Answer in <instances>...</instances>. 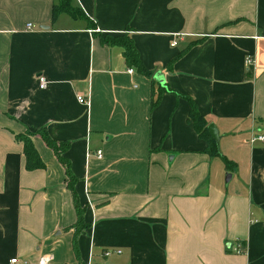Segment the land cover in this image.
<instances>
[{
    "label": "crops",
    "instance_id": "1",
    "mask_svg": "<svg viewBox=\"0 0 264 264\" xmlns=\"http://www.w3.org/2000/svg\"><path fill=\"white\" fill-rule=\"evenodd\" d=\"M56 2L0 0V264H264V147L247 143L264 132V0H69L85 19L51 18ZM123 34L148 77L98 38ZM161 88L178 95L151 108ZM182 96L229 168L206 154ZM17 134L42 168H25ZM41 134L75 180L79 233Z\"/></svg>",
    "mask_w": 264,
    "mask_h": 264
},
{
    "label": "trees",
    "instance_id": "2",
    "mask_svg": "<svg viewBox=\"0 0 264 264\" xmlns=\"http://www.w3.org/2000/svg\"><path fill=\"white\" fill-rule=\"evenodd\" d=\"M64 12L68 14L69 16L73 18H81L85 19V16L80 12V10L72 7L70 5L69 0H57L56 4L52 6L51 9V18H54L58 13ZM99 41L107 46H117L121 48L122 50V57L125 62V64L128 67L133 68L138 74L144 75L146 77L149 76V73L147 70L142 66L138 59L137 52L135 51L132 41L129 38L128 35L123 34L119 36H109V35H98ZM153 81V80H152ZM166 92L174 95L176 94L174 91L170 89H164L161 88L159 90L158 95L152 100L151 102V108H154L157 105L159 96L161 93ZM184 99L188 101L189 109H188V116L187 120L190 122L193 130L197 134V136L204 140L206 143L205 152L210 157H220L223 161L224 165L229 168L231 166L230 162L225 160L223 157H221L217 150V144L210 139V137L207 134L206 127L207 123L206 121L198 114V112L195 109V106L193 103L186 97L182 96ZM17 141L21 143L22 146V154L24 157V166L27 170H33V169H40L43 167V164L41 163L39 157L37 156L30 140L26 135L23 134H17L14 135ZM41 139L45 146L49 148L55 155V158L59 162V164L63 167L64 174L67 180V188L69 189L72 197L73 206L76 213V226H77V233L81 232L82 230L87 228V225H85L82 221L81 216V209L78 206L77 199L75 196V193L73 191V185H74V178L70 173L69 166L67 161L61 157L58 153L57 145L53 143L46 135L41 134ZM74 243V242H73Z\"/></svg>",
    "mask_w": 264,
    "mask_h": 264
},
{
    "label": "built area",
    "instance_id": "3",
    "mask_svg": "<svg viewBox=\"0 0 264 264\" xmlns=\"http://www.w3.org/2000/svg\"><path fill=\"white\" fill-rule=\"evenodd\" d=\"M29 27H30L29 25H26V29H29ZM175 44H176V42L172 41L169 44V46L174 47ZM251 64H252L251 59L249 57H246L244 59V65L246 67H249V66H251ZM126 72L128 74H131L132 70L131 69H127ZM37 85H38V88L41 89V90H43L46 87V83H45L44 79L42 77H40V76L37 78ZM75 99L80 104H83V105L86 104V101L83 100L82 96H80V95H77ZM247 143L249 145H252V144L256 143V144H260V145H262L264 147V132H259V131L251 129L250 132H249L248 138H247ZM95 156L97 158H99L100 157V152L96 151ZM242 251H243V248L240 245H236L233 248V252L235 254H239ZM110 253H111L110 251L104 250L103 252H101V255L103 257H107V256H109ZM115 253L118 254L119 251H116ZM51 260H52V257L50 255H40V256H38L35 259L34 263H30V262H28L26 260H23V259L11 258V259L8 260V264H50Z\"/></svg>",
    "mask_w": 264,
    "mask_h": 264
},
{
    "label": "water",
    "instance_id": "4",
    "mask_svg": "<svg viewBox=\"0 0 264 264\" xmlns=\"http://www.w3.org/2000/svg\"><path fill=\"white\" fill-rule=\"evenodd\" d=\"M153 80L155 82H157L159 85H161L162 82H163L161 76H158V75L154 76ZM206 131H207V134L210 137V139H212L217 144L219 136L217 134V129L215 128V126L213 124H211V123L208 124L207 127H206ZM229 178H230V175L229 174H225V181H228Z\"/></svg>",
    "mask_w": 264,
    "mask_h": 264
},
{
    "label": "rangeland",
    "instance_id": "5",
    "mask_svg": "<svg viewBox=\"0 0 264 264\" xmlns=\"http://www.w3.org/2000/svg\"><path fill=\"white\" fill-rule=\"evenodd\" d=\"M112 253H110L109 255H111Z\"/></svg>",
    "mask_w": 264,
    "mask_h": 264
}]
</instances>
